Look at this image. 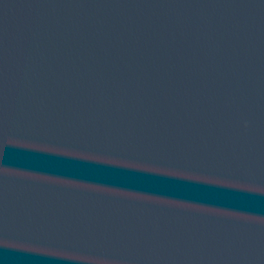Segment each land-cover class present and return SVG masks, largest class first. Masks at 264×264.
Here are the masks:
<instances>
[{
	"label": "water",
	"instance_id": "1",
	"mask_svg": "<svg viewBox=\"0 0 264 264\" xmlns=\"http://www.w3.org/2000/svg\"><path fill=\"white\" fill-rule=\"evenodd\" d=\"M0 264H264V0H0Z\"/></svg>",
	"mask_w": 264,
	"mask_h": 264
}]
</instances>
